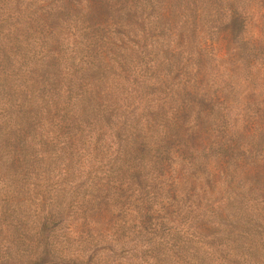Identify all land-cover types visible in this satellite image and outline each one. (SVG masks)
I'll use <instances>...</instances> for the list:
<instances>
[{"label":"trees","instance_id":"16d2710c","mask_svg":"<svg viewBox=\"0 0 264 264\" xmlns=\"http://www.w3.org/2000/svg\"><path fill=\"white\" fill-rule=\"evenodd\" d=\"M245 2L0 0V264L91 263L62 255L63 190L42 193L26 223L19 190L52 163L74 191L92 187L69 200L78 214L114 196L111 183L140 184L205 149L216 184L264 174V41L245 35Z\"/></svg>","mask_w":264,"mask_h":264},{"label":"rangeland","instance_id":"374dc122","mask_svg":"<svg viewBox=\"0 0 264 264\" xmlns=\"http://www.w3.org/2000/svg\"><path fill=\"white\" fill-rule=\"evenodd\" d=\"M244 4L252 14L246 37L264 41L260 0ZM237 95L241 100L242 94ZM214 134L210 132L211 138ZM188 157H175L169 172L146 174L149 179L140 184L111 183L115 195L83 203L80 214L68 208L69 200L75 195L89 200L92 187L85 184L74 191L66 185L61 161L52 163L35 184L19 190L26 223L35 219L42 193L63 190V220L56 226L62 255L70 247L90 254V264H264V174H241L239 181L224 187L212 179L213 152L205 149ZM88 176L97 180L93 173ZM98 176L105 180L106 173ZM176 177L181 182L168 187ZM9 194L0 182V202ZM102 203L104 212L92 215ZM3 237L0 234V248Z\"/></svg>","mask_w":264,"mask_h":264}]
</instances>
